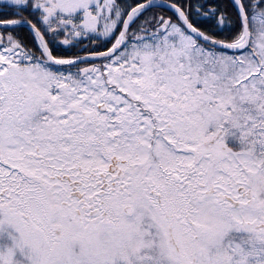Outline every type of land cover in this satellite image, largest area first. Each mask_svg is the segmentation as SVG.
<instances>
[{"label":"snow or ice","instance_id":"1","mask_svg":"<svg viewBox=\"0 0 264 264\" xmlns=\"http://www.w3.org/2000/svg\"><path fill=\"white\" fill-rule=\"evenodd\" d=\"M0 264H264V0H0Z\"/></svg>","mask_w":264,"mask_h":264}]
</instances>
